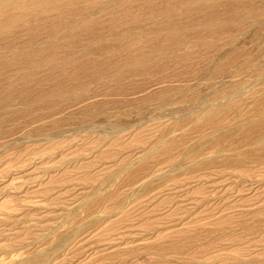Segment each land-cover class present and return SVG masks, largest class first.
<instances>
[{"label":"rangeland","instance_id":"obj_1","mask_svg":"<svg viewBox=\"0 0 264 264\" xmlns=\"http://www.w3.org/2000/svg\"><path fill=\"white\" fill-rule=\"evenodd\" d=\"M76 1L0 3V264H264V0Z\"/></svg>","mask_w":264,"mask_h":264},{"label":"bare ground","instance_id":"obj_2","mask_svg":"<svg viewBox=\"0 0 264 264\" xmlns=\"http://www.w3.org/2000/svg\"><path fill=\"white\" fill-rule=\"evenodd\" d=\"M9 1H11V0H0V3H6V2H9ZM33 1L35 2V0H33ZM75 1H76V0H75ZM106 1H107V0H106ZM109 1H110V0H109ZM144 1H146V0H144ZM162 1H163V0H162ZM162 1H161V2H162ZM184 1H185V0H184ZM195 1H196V0H195ZM198 1H199V0H198ZM201 1H202V0H201ZM208 1L210 2L211 0H208ZM215 1H216V0H215ZM215 1H214V2H215ZM217 1H218V0H217ZM221 1H222V0H221ZM224 1H225V0H224ZM228 1H231V0H228ZM228 1H225V2H228ZM232 1H233V0H232ZM236 1H237V0H236ZM244 1H245V0H244ZM247 1H249V0H247ZM247 1H246V2H247ZM250 1H251V0H250ZM255 1H257V0H255ZM260 1H261V0H260ZM262 1H263V0H262ZM16 2H17V1H16ZM19 2H20V1H19ZM34 2H33V3H34ZM107 2H108V1H107ZM166 2H167V1H166ZM186 2H188V1H186ZM186 2H184L183 5L187 4ZM189 2H190V1H189ZM252 2H253V1H252ZM258 2H259V1H258ZM75 3H77V1H76ZM87 3H88V2H87ZM163 3H165V2L163 1ZM197 3H198V2H197ZM197 3H196V4H197ZM202 3H203V2H202ZM207 3H208V2H207ZM210 3H211V2H210ZM219 3H220V2H219ZM247 3H250V2H247ZM256 3H257V2H256ZM49 4H50V3H49ZM78 4H80V3H78ZM189 4H190V3H189ZM189 4H188V5H189ZM191 4H193V3H191ZM191 4H190V6H191ZM198 4H201V2L198 3ZM262 4H264V3H262ZM43 5H44V4H43ZM76 5H77V4H76ZM97 5H98V4H97ZM139 5H140V4H139ZM176 5H177V4H176ZM205 5H206V3H205ZM205 5H204V6H205ZM208 5H209V3H208ZM217 5H219V4H217ZM217 5H216V6H217ZM25 6H26V5H25ZM39 6H40V5H39ZM54 6H55V5H54ZM88 6H89V5H88ZM145 6H146V5H145ZM147 6H148V5H147ZM177 6H178V5H177ZM199 6H200V5H199ZM201 6H202V5H201ZM213 6H214V5H213ZM233 6H234V5H233ZM247 6H248V5H247ZM250 6H251V5H250ZM250 6H249V7H250ZM252 6H254V5H252ZM23 7H24V6H23ZM141 7H142V6H141ZM164 7H165V6H164ZM195 7H196V6H195ZM202 7H203V6H202ZM206 7H207V5H206ZM206 7H205V8H206ZM219 7H220V6H219ZM231 7H232V6H230V8H231ZM0 8H2V7H0ZM39 8H40V7H39ZM95 8H96V7H95ZM95 8H92V9H95ZM123 8H124V7H123ZM125 8H126V7H125ZM144 8H145V7H144ZM144 8H143V9H144ZM148 8H149V7H148ZM158 8H161V7L159 6ZM165 8H167V7H165ZM177 8H178V7H177ZM179 8H180V7H179ZM181 8H182V7H181ZM184 8H185V7H184ZM184 8H182V10H183ZM187 8H188V7H187ZM190 8H191V7H190ZM197 8H198V7H197ZM205 8H204V9H205ZM207 8H208V7H207ZM217 8H218V7H217ZM259 8H260V7H259ZM87 9H88V8H87ZM90 9H91V8H90ZM92 9H91V10H92ZM136 9H138V8L136 7ZM146 9H147V8H146ZM161 9H162V8H161ZM194 9H195V8H194ZM194 9H193V10H194ZM221 9H222V8H221ZM251 9H252V8H251ZM2 10H3V9H2ZM76 10H77V9H76ZM85 10H86V9H85ZM147 10H148V9H147ZM158 10H159V9H158ZM158 10H157V11H158ZM179 10H180V9H179ZM207 10H209V9H207ZM223 10H224V9H223ZM257 10H258V8H257ZM87 11H90V10L88 9ZM87 11H86V12H87ZM135 11H136V10H134V12H135ZM144 11H145V9L143 10V12H144ZM164 11H165V10H164ZM198 11H199V10H198ZM209 11H211V10H209ZM213 11H215V9H214ZM213 11H212V12H213ZM217 11H218V9H217ZM250 11H251V10H250ZM252 11H254V10H252ZM252 11H251V12H252ZM175 12H176V11H175ZM193 12H194V11H193ZM212 12H210V13H212ZM218 12H219V11H218ZM247 12H248V11H247ZM251 12H250V13H251ZM261 12H262V11H261ZM16 13H17V12H16ZM76 13H77V12H76ZM97 13H98V12H97ZM127 13H128V12H127ZM204 13H205V12H204ZM204 13H203V14H204ZM213 13H214V12H213ZM263 13H264V12H263ZM94 14H96V13L94 12ZM119 14H121V13H119ZM136 14H137V13H136ZM148 14H149V13H148ZM191 14H192V13H191ZM200 14H201V13H200ZM208 14H209V13H208ZM216 14H217V13H216ZM218 14H219V13H218ZM223 14H224V13H223ZM223 14H221V15L224 16ZM225 14H226V12H225ZM243 14H246V13H243ZM261 14H262V13H261ZM261 14L259 13L260 16H261ZM89 15H90V14H89ZM146 15H147V14H146ZM221 15H220V16H221ZM230 15H232V14H230ZM241 15H242V14H241ZM247 15H248V14H247ZM249 15H250V14H249ZM2 16H4V15H2ZM2 16H1V17H2ZM41 16H42V15H41ZM191 16L194 17V15H191ZM215 16H216V15H215ZM262 16H264V15H262ZM80 17H81V16H80ZM80 17H79V18H80ZM101 17H102V16H101ZM208 17H209V16H207V18H208ZM257 17H258V16H257ZM108 18H109V17H108ZM174 18H175V17H174ZM197 18H199V17H197ZM204 18H206V17H203V19H204ZM207 18L204 20V22H205V21H206V22L208 21ZM219 18H220V17H219ZM226 18H232V17H229V15H228V17H226ZM237 18H238V17H237ZM246 18H247V17H246ZM246 18L243 17V19H246ZM259 18H260V17H259ZM175 19H176V18H175ZM178 19H179V18H178ZM191 19H193V18H191ZM224 19H225V17H224ZM239 19H240V18H239ZM252 19H253V18H252ZM256 19L258 20V18H255L254 20H256ZM104 20H106V19H104ZM157 20H158V19H157ZM157 20H156V21H157ZM159 20H160V19H159ZM188 20H189V19H188ZM201 20H202V19H201ZM216 20H217V19H216ZM221 20H222V19H221ZM227 20H228V19H227ZM227 20H226V22H227ZM230 20H231V19H230ZM241 20H242V19H240V21H241ZM248 20H249V18H248ZM262 20L264 21L263 18H262ZM262 20H260V21H262ZM1 21H2V20H1ZM5 21H7V20L5 19ZM45 21H46V20H45ZM66 21H67V20H66ZM72 21H73V19H72ZM74 21H75V20H74ZM219 21H220V20H218V22H219ZM243 21H245V20H243ZM7 22H8V21H7ZM69 22H70V21H69ZM154 22H155V21H154ZM160 22H161V21H160ZM171 22H172V20H171ZM206 22H205V23H206ZM218 22L216 21L215 24H217ZM238 22H239V21H238ZM245 22H246V21H245ZM247 22H248V24H249L250 21H247ZM258 22H259V21H258ZM4 23H5V22H4ZM88 23H89V21H88ZM223 23H224V22H223ZM228 23H229V22H228ZM231 23L233 24L232 21H231ZM243 23H244V22H243ZM254 23H255V21H254ZM260 23H261V22H260ZM262 23H263V22H262ZM2 24H3V23H2ZM106 24H107V23H106ZM139 24H140V23H139ZM139 24H138V25H139ZM206 24H207V23H206ZM219 24L222 25V23H219ZM219 24H218V25H219ZM224 24H225V23H224ZM224 24H223V25H224ZM236 24H237V23H236ZM239 24H240V23H239ZM241 24H242V23H241ZM246 24H247V23H246ZM256 24L260 26V24H258V23H256ZM8 25H9V23H8ZM208 25H209V24H208ZM208 25H207V26H208ZM221 25H220V26H221ZM230 25H231V24H230ZM237 25H238V24H237ZM3 26H5V25L3 24ZM69 26H70V25H69ZM203 26H205V25H203ZM203 26H202V27H203ZM207 26H206V27H207ZM215 26H216V25H215ZM246 26H247V25H246ZM246 26H245V27H246ZM249 26H250V25H249ZM259 26H258V27H259ZM261 26H262V25H261ZM7 27H8V26H7ZM55 27H56V26H55ZM82 27H83V26H82ZM84 27L86 28L87 26L84 25ZM212 27H213V26H212ZM216 27H217V26H216ZM221 27H222V26H221ZM253 27H254V24H253ZM253 27H252V28H253ZM256 27H257V26H256ZM258 27H257V28H258ZM0 28H1V27H0ZM51 28H52V27H51ZM87 28H88V27H87ZM130 28H131V27H130ZM144 28H145V27H144ZM144 28H143V29H144ZM193 28H194V27H193ZM198 28H199V26H198ZM208 28H209V27H208ZM210 28H211V26H210ZM231 28H232V27H231ZM243 28H244V27H243ZM243 28H242V29H243ZM260 28H261V27H260ZM260 28H258V29H260ZM2 29H3V27H2ZM5 29H6V28H5ZM10 29H11V28H10ZM13 29H14V28H13ZM60 29H61V28H60ZM196 29H197V27H196ZM246 29H248V28L246 27ZM246 29L244 28L245 31H246ZM254 29H255V27H254ZM258 29H257V31H258ZM87 30H88V29H87ZM91 30H92V29H91ZM139 30H140V29H139ZM139 30H138V31H139ZM141 30H142V29H141ZM141 30H140V31H141ZM200 30H201V29H200ZM203 30H204V28H203ZM209 30H210V29H209ZM213 30H214V28H213ZM216 30H217V28H216ZM237 30H239V29H237ZM7 31H9V30L7 29ZM11 31H12V29H11ZM24 31H25V30H24ZM59 31H60V30H59ZM135 31H136V30H135ZM142 31H143V30H142ZM205 31H206V29H205ZM217 31H218V30H217ZM217 31H216V32H217ZM248 31H249V30H247V33H246V34H248ZM253 31H255V30H253ZM0 32H1V31H0ZM5 32H6V31H5ZM16 32L18 33V31H16ZM50 32H51V31H50ZM53 32H55V31H53ZM60 32H61V31H60ZM65 32H67V31L65 30ZM213 32H214V31H213ZM216 32H215V33H216ZM260 32H261V31H260ZM2 33H3V32H2ZM2 33H1V34H2ZM8 33H9V32H8ZM10 33H11V32H10ZM13 33H14V31H13ZM17 33H16V34H17ZM87 33H88V32H87ZM114 33L117 35L116 32H114ZM134 33H135V32H134ZM185 33H186V32H185ZM226 33H227V31H226ZM241 33H243V32H241ZM250 33H252V32L250 31ZM250 33L248 34V35H249L248 37L251 38ZM263 33H264V31H263ZM120 34H121V33H120ZM186 34H187V33H186ZM223 34H224V33H223ZM253 34H254V33H253ZM7 35H8V34H7ZM14 35H15V33H14ZM30 35H31V34H30ZM47 35H49V34L47 33ZM70 35H71V34H70ZM214 35H217V34H214ZM227 35H228V34H227ZM232 35H233V34H232ZM232 35H230V36H232ZM261 35H262V33H261ZM261 35H260V36H261ZM39 36H40V35H39ZM86 36H87V35H86ZM124 36H125V35H124ZM139 36H140V35H139ZM139 36H138V37H139ZM144 36H145V35H144ZM144 36H143V37H144ZM230 36H229V37H230ZM242 36H243V35H242ZM246 36H247V35H246ZM256 36H259V34L256 35ZM263 36H264V35H263ZM0 37H1V36H0ZM14 37H15V36H14ZM18 37H19V36H18ZM20 37H21V36H20ZM88 37H89V36H88ZM90 37H91V36H90ZM149 37H150V36H149ZM209 37H210V36H209ZM238 37H240V36H238ZM72 38H74V37H72ZM102 38H103V37H102ZM145 38H146V37H145ZM236 38H237V37H236ZM258 38H259V37H258ZM0 39H1V38H0ZM14 39H16V37L13 38V40H14ZM41 39H42V38H41ZM50 39H51V38H50ZM96 39H97V42H98V36H97ZM96 39H94V40H96ZM123 39H124V38H123ZM137 39H138V38H137ZM222 39H223V38H222ZM237 39H238V38H237ZM240 39H241V38H240ZM247 39H248V38H247ZM247 39H246V40H247ZM254 39H256V38H254ZM262 39H263V37H262ZM48 40H49V39H48ZM69 40H70V38H69ZM99 40H100V39H99ZM127 40H128V39H127ZM140 40H141V39H140ZM144 40H147V39H144ZM144 40H143V41H144ZM226 40H227V39H226ZM226 40H225V41H226ZM246 40H245V41H246ZM32 41L34 42L33 39H32ZM71 41H72V40H71ZM138 41H139V40H138ZM209 41H210V40H209ZM209 41H208V42H209ZM257 41H258V40H257ZM262 41H263V40H262ZM65 42H67V40H66ZM68 42H69V41H68ZM119 42H120V41H119ZM122 42H124V41H122ZM128 42H129V41H128ZM237 42H238V41H237ZM247 42H249V41L247 40ZM250 42H251V40H250ZM29 43H30V42H29ZM29 43H28V44L26 43V44L29 45ZM124 43H125V42H124ZM136 43H137V42H136ZM230 43H231V42H230ZM241 43H244V41L241 42ZM21 44H23V42H22ZM39 44H40V43H39ZM41 44H43V43H41ZM45 44H46V43H45ZM67 44H69V43H67ZM95 44H96V43H95ZM99 44H101V42H99ZM105 44H107V43H105ZM134 44H135V43H134ZM199 44H200V43H199ZM253 44H254V43H253ZM253 44H252V46H253ZM262 44H263V43H262ZM16 45H17V44H16ZM31 45H32V44H31ZM35 45H36V44H35ZM53 45H54V44H53ZM125 45H126V44H125ZM211 45H212V44H211ZM233 45H234V44H233ZM245 45H246V43H245ZM254 45H255V44H254ZM71 46H72V45H71ZM73 46H74V45H73ZM86 46H87V45H86ZM121 46H122V45H121ZM189 46H190V44H189ZM248 46H250V45H248ZM252 46H251V47H252ZM257 46H258V44H256L255 47L257 48ZM23 47L26 48L25 46H23ZM52 47H53V46H52ZM52 47H51V48H52ZM79 47H80V46H79ZM79 47H78V48H79ZM230 47H231V46H230ZM27 48H28V47H27ZM30 48H31V47H30ZM73 48H74V47H73ZM75 48H76V47H75ZM75 48H74V49H75ZM95 48H96V47H95ZM214 48H215V47H214ZM216 48H217V47H216ZM234 48H235V46H234ZM14 49H15V48H14ZM83 49H84V46H83ZM86 49H87V48H86ZM89 49H90V48H89ZM175 49H176V48H175ZM222 49H223V48H222ZM226 49H227V48H226ZM248 49H249V48H248ZM250 49H251V48H250ZM260 49H261V48H260ZM18 50H19V48H18ZM20 50H21V48H20ZM33 50H34V49H33ZM37 50H38V48H37ZM29 51H30V50H29ZM84 51H85V50H84ZM179 51L181 52V50H179ZM220 51H221V50H220ZM249 51H250V50H249ZM255 51H256V53H257V50H255ZM16 52H17V50H16ZM21 52H22V51H21ZM35 52H36V51H35ZM144 52H145V51H144ZM174 52H175V51H174ZM174 52H173V53H174ZM191 52H192V51H191ZM233 52H234V51H233ZM245 52L247 53V51H245ZM252 52H253V51H252ZM17 53H18V52H17ZM19 53H20V52H19ZM26 53H27V52H26ZM115 53H116V52H115ZM151 53H152V50H151ZM162 53H163V52H162ZM165 53H166V52H165ZM175 53H176V52H175ZM219 53H220V52H219ZM27 54H28V53H27ZM75 54H76V53H75ZM107 54H108V53H107ZM213 54H214V53H213ZM249 54H250V53H249ZM252 54H253V53H252ZM254 54H255V53H254ZM108 55H109V54H108ZM127 55H128V54H127ZM145 55H146V54H145ZM149 55H150V54H149ZM215 55H217V54H215ZM221 55H222V54H221ZM231 55H232V54H231ZM22 56H23V55H22ZM51 56H53V55H51ZM66 56H67V54H66ZM139 56H140V55H139ZM147 56H148V55H147ZM152 56H153V55H152ZM213 56H214V55H213ZM222 56H223V55H222ZM222 56H221V57H222ZM244 56H245V55H244ZM247 56H248V55H247ZM86 57H87V56H86ZM89 57H90V56H89ZM142 57H143V55H142ZM210 57H211V56H210ZM240 57H241V56H240ZM245 57H246V56H245ZM248 57H249V56H248ZM52 58H53V57H52ZM78 58H79V57H78ZM136 58H137V57H136ZM158 58H159V57H158ZM242 58H243V57H242ZM128 59H129V58H128ZM134 59H135V58H134ZM140 59H141V58H140ZM156 59H157V58H156ZM198 59H199V58H198ZM200 59H202V58H200ZM205 59L207 60V58H205ZM52 60H53V59H52ZM98 60H99V59H98ZM153 60H154V59H153ZM153 60H152V61H153ZM195 60H196V59H195ZM225 60H227V59H225ZM245 60H246V58H245ZM6 61H7V60H6ZM126 61H127V60H126ZM136 61H137V60H136ZM136 61H135V62H136ZM143 61H145V60H143ZM154 61H155V60H154ZM196 61H197V60H196ZM198 61H199V60H198ZM83 62H84V61H83ZM95 62H96V60H95ZM194 62H195V61H194ZM207 62H208V61H207ZM26 63H27V62H26ZM91 63H92V62H91ZM91 63H90V64H91ZM97 63H98V62H97ZM131 63H132V62H130V64H131ZM133 63H134V62H133ZM144 63H145V62H144ZM144 63H141V64H144ZM148 63H149V61H148ZM204 63H205V62H204ZM217 63H218V62H217ZM50 64H51V63H50ZM141 64H140V65H141ZM25 65H26V64H25ZM55 65H56V64H55ZM87 65H88V64H87ZM123 65H124V64H123ZM239 65H240V64H239ZM21 66H22V65H21ZM111 66H112V65H111ZM128 66H129V65H128ZM43 67H45V66H43ZM46 67H47V66H46ZM83 67H84V66H83ZM126 67H127V66H126ZM131 67H133V66H131ZM131 67H128V69L131 68ZM135 67H136V66H135ZM137 67H138V65H137ZM160 67H161V66H160ZM201 67H202V66H201ZM213 67H214V66H213ZM22 68H23V67H22ZM110 68H111V67H110ZM120 68H121V67H120ZM120 68H119V69H120ZM174 68H175V67H174ZM174 68H173V69H174ZM234 68H235V67H234ZM71 69H72V68H71ZM75 69H76V68H75ZM91 69H93V67H91ZM91 69H90V70H91ZM107 69H108V68H107ZM122 69H123V68H122ZM122 69H120V71H121ZM125 69H127V68H125ZM62 70H63V69H62ZM82 70H83V69H82ZM123 70H124V69H123ZM68 71H69V70H68ZM68 71H67V73H68ZM76 71H77V70H76ZM109 71H110V69H109ZM120 71H119V72H120ZM22 72H23V71H22ZM41 72H42V71H41ZM104 72L107 73L108 71L105 70ZM110 72H111V71H110ZM121 72H123V71H121ZM219 72H220V71H219ZM19 73H20V72H19ZM17 74H18V73H17ZM22 74H23V73H22ZM78 74H79V72H78ZM114 74H115V73H114ZM116 74L118 75V73H116ZM119 74H120V73H119ZM211 74H212V73H211ZM68 75H69V74H68ZM74 75H75V74H74ZM80 75H81V74H80ZM80 75H78V76H80ZM18 76H19V75H18ZM21 76H22V75H21ZM114 76H115V75H114ZM22 77H24V76H22ZM35 77H36V76H35ZM81 77H82V76H81ZM109 77L111 78V76H109ZM156 77H158V76H156ZM186 77H187V76H186ZM239 77H240V76H239ZM3 78H4V77H3ZM107 78H108V77H107ZM212 78H213V77H212ZM79 79H81V78H79ZM79 79H77V80H79ZM83 79H84V78H83ZM105 79H106V78H105ZM141 79H142V78H141ZM144 79H146V78H144ZM186 79H187V78H186ZM72 80H73V79H72ZM215 80H216V79H215ZM26 81H27V80H26ZM26 81H25V82H26ZM84 81H85V80H84ZM6 82H7V81H6ZM25 82H24V83H25ZM81 82H82V81H81ZM136 82H137V81H136ZM149 82H152V81H149ZM217 82H218V81H217ZM225 82H226V81H225ZM21 83H22V81H21ZM24 83H23V84H24ZM76 83H77V82H76ZM84 83H85V82H84ZM123 83H124V82H123ZM146 83H147V82H146ZM199 83H200V82H199ZM207 83H208V82H207ZM5 84H6V83H5ZM23 84H22V85H21V84H20V85L18 84V85L23 87ZM88 84H89V83H88ZM124 84H125V83H124ZM176 84H177V83H176ZM180 84H181V83H180ZM180 84H179V85H180ZM200 84H201V83H200ZM3 85H4V84H3ZM83 85H84V84H83ZM174 85H175V83H174ZM204 85H205V84H204ZM7 86H8V84H7ZM7 86H6V87H7ZM37 86H38V85H37ZM37 86H36V87H37ZM80 86H81V85H80ZM89 86H90V85H89ZM89 86H88V87H89ZM171 86H172V84H171ZM206 86H207V85H206ZM216 86H217V85H216ZM70 87H71V86H70ZM99 87H100V86H99ZM201 87H202V86H201ZM37 88H38V87H37ZM17 89H18V88H17ZM24 89H25V88H24ZM69 89H70V88H69ZM195 89H196V88H195ZM204 89H205V88H204ZM19 90H21V89H19ZM31 90H32V89H31ZM191 90H192V89H191ZM0 92H1V91H0ZM18 92H19V91H18ZM22 92H24V91H22ZM22 92H21V93H22ZM26 92H27V91H26ZM95 92H96V91H95ZM238 92H239V91H238ZM16 93H17V92H16ZM28 93H29V92H28ZM18 94H19V93H18ZM18 94H16V95H18ZM33 94H34V93H33ZM72 94H73V93H72ZM244 94H246V93H243V95H244ZM21 95H22V94H21ZM31 95H32V94H31ZM69 95H70V94H69ZM74 95H75V93H74ZM181 95H182V94H181ZM186 95H187V94H186ZM224 95H225V94H224ZM241 95H242V94H241ZM23 96L25 97V95H23ZM29 96H30V95H29ZM67 96H68V94H67ZM169 96H170V95H169ZM182 96H183V95H182ZM192 96H193V95H192ZM208 96H209V94L207 95V97H208ZM258 96H259V95H258ZM17 97H18V96H17ZM76 97H77V95H76ZM78 97H79V96H78ZM85 97H86V96H84V98H85ZM157 97H158V96H157ZM167 97H168V96H167ZM185 97H186V96H185ZM189 97H190V96H189ZM226 97H227V96H226ZM254 97H255V96H254ZM11 98H13V97H11ZM18 98H19V97H18ZM71 98H73V96H71ZM87 98H89V97H87ZM114 98H115V97H114ZM174 98H175V97H174ZM190 98H191V97H190ZM194 98H195V97H194ZM13 99H14V98H13ZM22 99L24 100V98H22ZM25 99H26V98H25ZM27 99H28V98H27ZM42 99H43V98H42ZM85 99H86V98H85ZM85 99H83V100H85ZM90 99H91V98H90ZM102 99H103V98H102ZM192 99H193V98H192ZM199 99H200V98H199ZM235 99H237V98H235ZM238 99H239V97H238ZM238 99H237V100H238ZM18 100H19V99H18ZM20 100H21V99H20ZM23 100H22V101H23ZM59 100H60V99H59ZM59 100H58V101H59ZM64 100H65V99H64ZM66 100H67V99H66ZM93 100H95V99H93ZM106 100L108 101V99H106ZM109 100H110V99H109ZM129 100H130V99H129ZM129 100H128V101H129ZM222 100H223V102H222V103H219V104L210 103V105H208L207 107H204V110H203L202 112H210V111H211L212 113H214V112H220L221 109L226 110L228 107L233 106V105H235V104L241 102V101H238V102H232V99L230 100V99H228V98H227V99L224 98V99H222ZM225 100H226V101H225ZM228 100H230V101H228ZM51 101H52V100H51ZM53 101H54V100H53ZM61 101H62V100H60V102H61ZM98 101H99V100H98ZM110 101H111V100H110ZM114 101H115V100H114ZM17 102H18V101H17ZM66 102H67V101H66ZM79 102H80V101H79ZM103 102H104V101H103ZM103 102H102V103H103ZM108 102H109V101H108ZM112 102H113V101H112ZM187 102H188V101H187ZM22 103H24V102H22ZM45 103H46V102H45ZM95 103H96V102H95ZM141 103H142V102H141ZM153 103H154V102H153ZM161 103H162V102H161ZM167 103H168V102H167ZM26 104H27V103H26ZM30 104H31V103H30ZM34 104H35V103H34ZM52 104H53V103H52ZM61 104H62V103H61ZM104 104H105V103H104ZM151 104H152V103H151ZM171 104L173 105V103H171ZM186 104H187V103H186ZM199 104H200V103H199ZM207 104H208V101L205 102V103H202V105L200 104V107L205 106V105H207ZM18 105H19V104H18ZM18 105H17V106H18ZM20 105H21V104H20ZM92 105H93V104H92ZM111 105H113V104H111ZM136 105H137V104H136ZM140 105H141V104H140ZM145 105H146V104H145ZM148 105H149V104H148ZM163 105H164V104H163ZM197 105H198V104H197ZM197 105H194V106H195L196 108H198L199 106H197ZM219 105H221L220 108L213 109V108H215V107H217V106H219ZM21 106H22V105H21ZM45 106H46V105H45ZM66 106H67V105H66ZM94 106H95V104H94ZM99 106L102 107V105H99ZM107 106H108V105H107ZM131 106H132V105H131ZM134 106H135V105H134ZM149 106H151V105H149ZM248 106H249V105H248ZM18 107H19V106H18ZM25 107H26V106H25ZM27 107H29V106H27ZM27 107H26V108H27ZM61 107H62V106H61ZM128 107H129V106H128ZM138 107H139V106H138ZM161 107H162V106H161ZM173 107H174V106H173ZM177 107H178V106H177ZM21 108H22V107H21ZM21 108H20V109H21ZM48 108L51 109V107H48ZM123 108H124V107H123ZM130 108H131V107H130ZM130 108H129V109H130ZM262 108H263V107H262ZM28 109H29V108H28ZM33 109L35 110V108H33ZM60 109H61V108H60ZM60 109H59V110H60ZM65 109H66V107H65ZM65 109H64V110H65ZM67 109H68V108H67ZM90 109H91V108H90ZM105 109H106V108H105ZM111 109H112V108H110L109 110H111ZM121 109H122V108H121ZM153 109H154V108H153ZM156 109H157V108H156ZM167 109H168V108H167ZM194 109H195V108H194ZM23 110H25V109H23ZM26 110H27V109H26ZM46 110H47V109H46ZM62 110H63V109H62ZM102 110H103V108H102ZM109 110H108V111H109ZM114 110H115V109H114ZM176 110H177V109H176ZM20 111H22V110H20ZM104 111H105V110H104ZM104 111H103V113H104ZM159 111H160V110H159ZM159 111H157V113H158ZM168 111H169V110H168ZM13 112H14V111H13ZM69 112H70V111H69ZM114 112H115V111H114ZM191 112H193V111H191ZM199 112H200V111H199ZM259 112H260V111H259ZM18 113H19V112H18ZM25 113H26V112H25ZM70 113H71V112H70ZM106 113H107V111H106ZM117 113H118V111H117ZM120 113H121V112H120ZM200 113H201V112H200ZM200 113H199V114H200ZM236 113H237V112H236ZM19 114H21V112H20ZM34 114H35V113H34ZM113 114H115V113H113ZM170 114H171V113H170ZM172 114H173V113H172ZM172 114H171V115H172ZM188 114H189V113H188ZM237 114H238V113H237ZM39 115H40V114H39ZM69 115H70V114H69ZM71 115H72V114H71ZM74 115H75V114H74ZM105 115H106V114H105ZM117 115H118V114H117ZM139 115H142V114L140 113ZM143 115H144V114H143ZM158 115H159V114H158ZM176 115H177V114H176ZM200 115H201V114H200ZM218 115H219V114H218ZM261 115H262V113H261ZM261 115H260V116H261ZM19 116H20V115H19ZM31 116H32V115H31ZM31 116H30V117H31ZM136 116H137V115H136ZM156 116H157V115H156ZM160 116H161V115H160ZM191 116H192V115H191ZM193 116H195V115H193ZM193 116H192V117H193ZM197 116H198V115H197ZM206 116H207V115H206ZM209 116H211V115H208V117H209ZM212 116H213V115H212ZM220 116H222V115H220ZM230 116H231V115H230ZM242 116H243V115H242ZM262 116H263V115H262ZM122 117H123V116H122ZM125 117H126V116H125ZM127 117H129V116H127ZM164 117H165V116H164ZM164 117H163V118H164ZM173 117H174V116H173ZM208 117H207L206 121H208V120L210 119V117H209V118H208ZM222 117H223V116H222ZM240 117H241V116H240ZM21 118H22V117H21ZM67 118H68V117H67ZM82 118H84V117H82ZM177 118H178V117H177ZM189 118H191V117L189 116ZM195 118H196V116H195ZM228 118H229V117H228ZM230 118H231V117H230ZM237 118H238V117H237ZM32 119H33V118H32ZM93 119H94V118H93ZM118 119H119V118H118ZM118 119H117V120H118ZM120 119H121V118H120ZM197 119H199V117H198ZM223 119H224V118H223ZM223 119H222V120H223ZM226 119H227V117H226ZM19 120H20V119H19ZM30 120H31V119H30ZM30 120H29V121H30ZM91 120H92V119H91ZM115 120H116V119H115ZM117 120H116V121H117ZM165 120H166V119H165ZM170 120H173V119L170 118ZM190 120H191V119H190ZM193 120H194V118H193L191 121H193ZM222 120H221V121H222ZM227 120H228V119H227ZM12 121H13V120H12ZM16 121H18V120H16ZM21 121H23V120H21ZM24 121H25V120H24ZM24 121H23V122H24ZM155 121H156V120H155ZM202 121H203V120H202ZM240 121H241V120H240ZM243 121H244V120H243ZM123 122H124V121H123ZM123 122H122V123H123ZM186 122H187V121H186ZM197 122H198V121H197ZM218 122H219V121H218ZM235 122H236V120H235ZM263 122H264V121H263ZM7 123H9V122L7 121ZM109 123H110V122H109ZM131 123H132V122H131ZM146 123H147V122H146ZM156 123H157V122H156ZM159 123H160V122H159ZM174 123H175V122H174ZM174 123H173V125H174ZM182 123H183V122H182ZM199 123H202V122L200 121ZM213 123H214V122H213ZM213 123H211V124H213ZM219 123H220V122H219ZM241 123H242V122H240V124H241ZM243 123H244V122H243ZM4 124H5V123H4ZM9 124H10V123H9ZM11 124H14V123L11 122ZM45 124H46V123H45ZM116 124H117V123H116ZM204 124H205V123H204ZM217 124H218V123H216V125H217ZM224 124H225V122H224ZM42 125H43V124H42ZM46 125H47V124H46ZM123 125H124V124H123ZM125 125H126V124H125ZM138 125H139V124H138ZM145 125H146V124H145ZM167 125L169 126V124H167ZM170 125H171V124H170ZM202 125H203V124H202ZM205 125H206V124H205ZM220 125H221V124H220ZM232 125H234V124H232ZM6 126H7V125H6ZM61 126H62V125H61ZM120 126H121V125H120ZM128 126H130V125H128ZM135 126H136V124H135ZM142 126H143V125H142ZM176 126H177V125H176ZM198 126H199V125H198ZM200 126H201V125H200ZM210 126H211V125H210ZM210 126H208V128H209ZM217 126H218V125H217ZM1 127H2V126H1ZM35 127H36V126H35ZM37 127L39 128V126H37ZM114 127H115V126H114ZM116 127H117V126H116ZM150 127H151V126H150ZM177 127H178V126H177ZM181 127H182V126H181ZM194 127H195V126H194ZM194 127H193V128H194ZM219 127H220V126H219ZM3 128H4V127H3ZM38 128H37V129H38ZM44 128H45V126H44ZM118 128H119V127H118ZM126 128H129V127H126ZM164 128H165V127H164ZM167 128H168V127H167ZM175 128H176V127H175ZM196 128H197V127H196ZM196 128H194V129H196ZM198 128H199V127H198ZM210 128H211V127H210ZM236 128H239V125H236ZM241 128H242V127H241ZM263 128H264V126H263ZM121 129H124V128H121ZM121 129H120V130H121ZM161 129H162V128H161ZM169 129H170V128H169ZM171 129H172V128H171ZM205 129H206V128H205ZM205 129H204V130H205ZM227 129H228V128H227ZM8 130H9V129H8ZM40 130H41V129H40ZM114 130H115V129H114ZM173 130H174V129H173ZM173 130H172V131H173ZM175 130H176V129H175ZM179 130H180V129H179ZM179 130H178V131H179ZM196 130H197V129H196ZM211 130H212V129H211ZM262 130H263V129H262ZM30 131H31V130H30ZM44 131H45V129H44ZM54 131H55V130H54ZM116 131H117V129H116ZM122 131H123V130H121V131L118 130V132H120V133H121ZM124 131H125V130H124ZM126 131H127V129H126ZM163 131H164V130H163ZM166 131H168V130H166ZM172 131H171V132H172ZM176 131H177V130H176ZM200 131H201V130H200ZM222 131H224V130H222ZM114 132H115V131H114ZM118 132H116V133H118ZM169 132H170V131H169ZM171 132H170V133H171ZM181 132H182V131H181ZM181 132H180V134H181ZM190 132H191V131H190ZM196 132H197V131H196ZM198 132H199V131H198ZM218 132H219V130H218ZM224 132H225V131H224ZM235 132H236V131H235ZM260 132H261V131H260ZM260 132H259V133H260ZM43 133H44V132H43ZM120 133H118V135H119ZM172 133H174V132H172ZM182 133H183V132H182ZM220 133H221V131H220ZM243 133H244V132H243ZM45 134H46V133H45ZM54 134H55V133H54ZM163 134H165V132H164ZM184 134H185V133H184ZM223 134H224V133H223ZM229 134H230V133H229ZM233 134H234V133H233ZM233 134H232V135H233ZM241 134H242V133H241ZM48 135H49V134H48ZM168 135H169V134H168ZM176 135H177V134H176ZM176 135H175V136H176ZM192 135H194V134H192ZM206 135H207V134H206ZM209 135H211V133H209ZM234 135H235V134H234ZM244 135H245V134H244ZM189 136H190V135H189ZM196 136H197V135H196ZM224 136H225V135H224ZM226 136H227V135H226ZM230 136H231V135H230ZM247 136H248V135H247ZM140 137H141V136H140ZM142 137H143V135H142ZM181 137H182V136H181ZM206 137H207V136H206ZM206 137H205V138H206ZM219 137H220V136H219ZM219 137H218V138H219ZM236 137H237V136H236ZM5 138H6V137H5ZM200 138H201V137H200ZM200 138H199V140H201ZM205 138H204V139H205ZM222 138H223V137H222ZM222 138H220L221 141L223 140ZM232 138H233V141H235V140H234L235 137H232ZM179 139H180V138H179ZM190 139H191V138H190ZM193 139H194V138H192V140H193ZM209 139H210V138H209ZM211 139H212V138H211ZM225 139H226V138H225ZM229 139H230V138H229ZM2 140H3V139H2ZM13 140H14V139H13ZM18 140H19V139H18ZM160 140H161V139H160ZM169 140H170V139H169ZM197 140H198V139H197ZM199 140H198V141H199ZM141 141H142V140H141ZM180 141H181V139H180ZM180 141H179V142H180ZM201 141H203V140H201ZM205 141H206V140H205ZM208 141H209V140H208ZM221 141H220V142H221ZM225 141H226V140H225ZM239 141H240V140H239ZM241 141H242V140H241ZM262 141H263V139H262ZM158 142H160V141H158ZM158 142H157V143H158ZM165 142H166V141H165ZM175 142H176V141H175ZM177 142H178V141H177ZM177 142H176V143H177ZM187 142H188V141H187ZM189 142H190V141H189ZM194 142H195V141H194ZM211 142H212V141H211ZM223 142H224V141H223ZM173 143H174V142H173ZM180 143H181V142H180ZM226 143H227V142H226ZM229 143H231V142H229ZM239 143H240V142H239ZM260 143H261V142H259V144H260ZM159 144H160V143H159ZM169 144H170V143H169ZM210 144H211V143H210ZM231 144H233V143H231ZM231 144H229V147H230ZM263 144H264V143H263ZM121 145H122V144H121ZM161 145H162V143L160 144V146H161ZM170 145H172V144H170ZM184 145H185V144H184ZM205 145H206V144H205ZM208 145H209V144H208ZM212 145H213V144H212ZM247 145H248V144H247ZM5 146H6V145H5ZM127 146H129V145H127ZM191 146H192V144H191ZM227 146H228V144H227ZM123 147H124V146H123ZM158 147H159V146H158ZM158 147H153V148H152L153 151L155 150V152H156V149H158ZM163 147H164V146H162L161 149H163ZM172 147H173V146H172ZM220 147H221V146H220ZM229 147H228V149H229ZM2 148H3V147H2ZM5 148H7V147H5ZM169 148H170V147H169ZM186 148H187V147H186ZM186 148H184V149H186ZM224 148H225V147H224ZM241 148H242V147H241ZM244 148H245V147H244ZM57 149H58V148H57ZM130 149H131V148H130ZM167 149H168V148H167ZM174 149H175V148H174ZM203 149H204V148H203ZM226 149H227V148H226ZM231 149H232V147H231ZM159 150H160V149H158V151H159ZM205 150H207V149L205 148ZM205 150H204V151H205ZM224 150H225V149H224ZM232 150H233V149H232ZM248 150H249V149H247V151H248ZM252 150H253V149H252ZM257 150H258V149H257ZM257 150H256V151H257ZM168 151H169V150H168ZM175 151H176V150H175ZM179 151H180V150H179ZM199 151H200V150H199ZM228 151H229V150H228ZM234 151H235V150H234ZM242 151H243V150H242ZM260 151H262V150H260ZM160 152H161V151H160ZM197 152H198V151H197ZM209 152H211V149L209 150ZM209 152H208V153H209ZM225 152H227V151H225ZM235 152H236V151H235ZM240 152H241V151H240ZM248 152H249V151H248ZM149 153H151V152H149ZM152 153H153V152H152ZM152 153H151V154H152ZM163 153H164V152H163ZM166 153H167V152H166ZM167 154H168V153H167ZM183 154H184V152H183ZM189 154H190V153H189ZM204 154H205V153H204ZM222 154H223V153H222ZM222 154H221V155H215L214 157H211V158H210L211 160H209V161L206 160L205 162H202L201 165L204 166V165L210 164L211 162L219 161V160H221V159L227 157V156H222ZM232 154H233V153H232ZM238 154H239V153H238ZM238 154H235V155H238ZM246 154H247V153H246ZM261 154H262V153H261ZM184 155H185V154H184ZM191 155H192V154H191ZM202 155H203V153H202ZM235 155H234V156H235ZM239 155H240V154H239ZM248 155L250 156L251 154H248ZM253 155L255 156V154H253ZM259 155H260V154H259ZM199 156H200V155H199ZM206 156H207V155H206ZM210 156H211V155H210ZM231 156H232V155H231ZM240 156H241V155H240ZM243 156H244V155H243ZM245 156H246V155H245ZM142 157H143V156H142ZM156 157H157V156H156ZM177 157H178V156H177ZM186 157H187V156H186ZM247 157H248V156H247ZM255 157H257V156H255ZM261 157H262V156H261ZM261 157H260V158H261ZM203 158H204V157H203ZM205 158H206V157H205ZM227 158H228V157H227ZM251 158H252V157H251ZM262 158H263V157H262ZM262 158H261V159H262ZM135 159H137V158H135ZM135 159H134V160H135ZM145 159H146V158H145ZM145 159H143V161H144ZM183 160H184V159H183ZM251 160H252V159H251ZM258 160H259V159H258ZM260 161H261V160H260ZM263 161H264V160H263ZM134 162H135V161H134ZM141 162H142V160H141ZM255 162H256V161H255ZM132 163H133V162H132ZM132 163H131V164H132ZM233 163H234V162H233ZM252 163H253V162H252ZM258 163H259V162H258ZM133 164H134V163H133ZM133 164H132L131 167H133V166L135 165V164H134V165H133ZM138 164H139V162H138ZM179 164H180V163H179ZM220 164H221V163H220ZM226 164H227V163H226ZM241 164H242V162H241ZM144 165H145V164H144ZM215 165H216V164H215ZM181 166H182V165H181ZM189 166H190V165H189ZM193 166H196V167H197V166H200V164L198 163L197 165H193ZM241 166H242V165H241ZM241 166H240V167H241ZM248 167H250V166H248ZM137 168H138V167H137ZM189 168H191V167H189ZM202 168H203V167H202ZM233 168H234V166H233ZM236 168H237V167H236ZM242 168H245V167L242 166ZM263 168H264V167H263ZM135 169H136V168H135ZM185 169H186V168H185ZM224 169H225V168H224ZM226 169H228V168L226 167ZM132 170H134V169L132 168ZM199 170H200V169H199ZM204 170H205V169H204ZM232 170H233V169H232ZM242 170H243V169H242ZM244 170H245V169H244ZM255 170H257V169H255ZM258 170H260V168H258ZM128 171H129V170H128ZM143 171H144V169H143ZM219 171H220V170H219ZM209 172H210V171H209ZM227 172H228V170H227ZM232 172H233V171H232ZM234 172H235V171H234ZM236 172H237V171H236ZM241 172H243V171H241ZM259 172H260V171H259ZM259 172H258V173H259ZM261 172H262V170H261ZM263 172H264V170H263ZM216 173H217V172H216ZM216 173H215V174H216ZM220 173H222V171H221ZM238 173H239V172H238ZM244 173H245V172H244ZM244 173H243L242 176H244ZM251 173H253V172H251ZM241 174H242V173H241ZM246 174H247V173H246ZM254 174H255V173H254ZM256 174H257V173H256ZM206 175H207V174H206ZM209 175H210V174H209ZM213 175H214V173H213ZM220 175H221V174H220ZM202 176H203V175H202ZM215 176H216V175H215ZM240 176H241V175H240ZM246 176H247V175H246ZM262 176H263V175H262ZM170 177H172V176H170ZM59 178H60V177H59ZM192 178H194V177H192ZM239 178H240V177H239ZM244 178H245V177H244ZM157 179H159V178H157ZM157 179H156V181L158 182ZM163 179H165V178H163ZM163 179H162V180H163ZM169 179H170V178H169ZM173 179H174V177H173ZM59 180H60V179H59ZM88 180H89V179H88ZM242 180H243V179H242ZM156 181H153V182H156ZM175 181H176V180H175ZM245 181H246V180H245ZM249 181H250V180H249ZM148 182H150V181H148ZM148 182H147V183H148ZM151 182H152V180H151ZM151 182H150V183H151ZM163 182H164V181H163ZM173 182H174V181H173ZM56 183H57V182H56ZM122 183H123V182H122ZM175 183H176V182H175ZM145 185H146V184H145ZM157 185H159V184H157ZM147 187H148V186H147ZM256 188H257V187H256ZM43 189H44V188H43ZM147 191H148V190H147ZM115 194H116V193H115ZM44 195H45V194H44ZM205 197H206V196H205ZM93 206H94V205H93ZM248 206H249V205H248ZM218 211H219V210H218ZM246 215H247V214H246ZM247 216H248V215H247ZM230 219H231V218H230Z\"/></svg>","mask_w":264,"mask_h":264}]
</instances>
